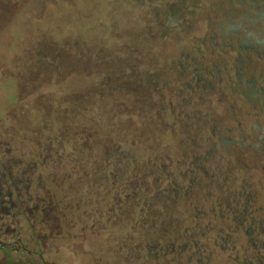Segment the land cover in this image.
<instances>
[{
	"label": "trees",
	"instance_id": "trees-1",
	"mask_svg": "<svg viewBox=\"0 0 264 264\" xmlns=\"http://www.w3.org/2000/svg\"><path fill=\"white\" fill-rule=\"evenodd\" d=\"M85 1L21 0L18 29L21 74H43L54 80L56 93L66 94L58 96L56 107L69 136L57 140L77 146L74 162L59 158L61 165L71 164V181L116 192L113 204L131 210L147 237L183 246L185 263L194 258L196 264H210L213 248L234 255L243 235L254 249L248 264H264V204H257L253 187L258 183L264 202V173L256 184L248 176L233 187L235 175L220 199L218 182L223 176L231 180L228 175L241 168L243 151L234 152L233 165L224 171L204 167L216 146L194 155L196 135H189L190 128L198 130L195 100L210 98L216 86L221 84L222 92L224 87L227 98L264 97L257 79L245 74L247 45L233 44L228 22L208 25L202 35L192 32L190 16L200 4L195 0ZM202 3L209 12L218 6L213 0ZM227 51L233 53L229 59ZM203 125L208 143L216 126L207 128V120ZM257 139V145L264 142V134ZM253 150L256 156L261 146ZM250 168L256 171L255 165ZM242 252L247 264L244 245Z\"/></svg>",
	"mask_w": 264,
	"mask_h": 264
},
{
	"label": "rangeland",
	"instance_id": "rangeland-1",
	"mask_svg": "<svg viewBox=\"0 0 264 264\" xmlns=\"http://www.w3.org/2000/svg\"><path fill=\"white\" fill-rule=\"evenodd\" d=\"M195 1L200 4L193 8L192 16H190L191 31L202 35L207 32L208 25L218 24L217 26L219 27L220 24L223 25V23L228 22L227 25L230 26L231 33H233V44L236 45V43L241 41L248 47L245 52V74L249 79H257L258 87L262 89L260 91L263 93L264 16L261 13H257L254 6L260 11L264 10V0H255L254 6L250 4L249 0H213V4L218 5L213 12H209L205 4L202 3L203 0ZM88 2L89 0L85 1L86 4ZM20 14L21 0H0V140L9 141V145H12L13 149H21V144L28 139L33 141V145L36 147L40 143L41 147L51 148L54 152L52 161H56L54 159L58 155H62L61 159L74 162L72 160L74 158L72 152L74 150L77 151V146L68 140L64 141L63 137H60V141L57 140L58 136L68 137L69 134L67 131L63 132V125L58 122L60 106L56 107V101L58 96L60 97L62 94H58L54 90V84H52L54 80L42 77L43 74L34 77L24 76L23 73L22 76L21 74V31H18L21 28ZM55 14L56 11L52 10L51 15L54 16ZM61 14L63 13L58 14L61 16L60 19L63 18ZM71 14H74V12ZM15 19H18V21L13 22ZM41 32H43L42 29L37 31L39 35ZM254 49L257 51L258 58L261 57L260 60L256 59L255 54L252 52ZM232 54L227 51V56L224 55V58L229 59ZM27 55L31 58L33 57L32 53ZM218 61L220 60L218 59ZM22 63L24 66V61ZM41 68L43 69L44 65ZM61 82L65 88L68 87V80L64 78ZM38 84L41 85L38 86ZM38 87L40 89L41 87L45 88V90L40 92ZM223 92H225L224 87ZM223 92L220 84L216 86L214 95H211L210 98L203 96L201 99L195 100L197 104L194 109L197 110L199 117L198 130L192 131L191 128L189 129V135H196L193 137L194 145L192 146L194 155L202 156L206 151L210 150L211 145L216 146L211 150L210 159L203 161L204 167H210L211 165L212 168L224 171L233 165L232 161L236 158L234 152L243 151L238 152L241 154V168L237 172H229L231 176L228 175V177L231 180L228 181L226 176H223L218 182L219 187L222 186L219 192L222 193L218 195L219 192H217L216 196H219L222 200L226 198L224 197L227 191L226 188L235 175L237 179L234 181L233 187L248 176L250 181H258L259 177L264 173V157H262L264 142L257 145V137H259L260 132L264 134V97L261 99H257L256 96L247 97V100H251V103H248L247 100L239 96L228 97V99L223 95ZM62 97L65 98L66 94H63ZM255 100L258 102L257 107L254 104L256 103ZM230 104L233 106L232 111L228 109ZM204 120H207V128L213 124L216 126L215 134L208 143L203 139L207 132L203 125ZM163 143L165 145V142ZM260 146V153L256 156L255 154L253 155V148ZM61 164L62 162L56 163L57 167H60ZM251 165H255L256 171L254 168H250ZM70 169V163H67L66 168L62 167L58 170L56 168L55 176L60 178L63 175L65 177ZM257 184L253 185V187L258 189L257 196L259 200L257 204L260 205L264 204L263 192L259 191ZM75 187L81 190L91 189L88 185H85V182H80ZM111 199L116 201V197H111ZM118 214L123 221L132 220L133 214ZM134 215L136 216L137 214L135 213ZM252 226L254 227V225ZM254 230H256L255 227ZM249 238L242 235L238 239L234 255L225 252V250L215 251L213 248L215 254L211 257L210 264H243L241 262L244 255L242 246L244 245V249L246 248L247 243H249L246 241H249ZM259 240L263 239L260 238ZM201 242L205 245L208 240H201ZM210 249L212 250L211 246ZM237 252L241 254L239 258H236ZM196 263L195 259L191 258L185 264Z\"/></svg>",
	"mask_w": 264,
	"mask_h": 264
},
{
	"label": "flooded vegetation",
	"instance_id": "flooded-vegetation-1",
	"mask_svg": "<svg viewBox=\"0 0 264 264\" xmlns=\"http://www.w3.org/2000/svg\"><path fill=\"white\" fill-rule=\"evenodd\" d=\"M9 144L0 140V264H185L183 246L120 219L131 210L113 204L116 192L56 177L66 166L57 167L61 156L52 161L54 152L40 143Z\"/></svg>",
	"mask_w": 264,
	"mask_h": 264
}]
</instances>
